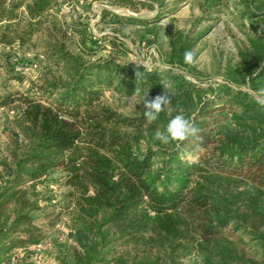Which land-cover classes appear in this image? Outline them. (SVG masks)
I'll return each instance as SVG.
<instances>
[{
    "label": "trees",
    "instance_id": "obj_1",
    "mask_svg": "<svg viewBox=\"0 0 264 264\" xmlns=\"http://www.w3.org/2000/svg\"><path fill=\"white\" fill-rule=\"evenodd\" d=\"M58 5L0 0V37L25 44L48 29L59 38L75 35L79 23L62 25ZM188 34L169 40V60L184 69L196 40ZM91 40L87 28L84 49L95 55ZM55 50L56 64L75 65L65 81L42 84L40 94L0 93V107L18 103L20 127L0 156V264H22L17 251L43 241L29 192L55 170L72 200L69 264H264V230L248 216L264 215V101L253 94L259 96L258 79L264 89V35L248 36L226 82L204 86L172 68L85 63ZM102 85L143 99L167 85L198 137L154 141L150 130L166 126V112L152 123L145 109L119 114L99 102ZM187 256L192 263L183 262Z\"/></svg>",
    "mask_w": 264,
    "mask_h": 264
},
{
    "label": "rangeland",
    "instance_id": "obj_2",
    "mask_svg": "<svg viewBox=\"0 0 264 264\" xmlns=\"http://www.w3.org/2000/svg\"><path fill=\"white\" fill-rule=\"evenodd\" d=\"M58 3L66 14L61 19L62 25L71 21L79 23L80 26L71 29L75 35L59 38L48 29L25 44L0 37V93L8 88L40 94L42 84L65 81L75 65L72 62L67 67L64 62L56 64L52 60L58 55L55 50L58 47L87 61L85 63L105 58L115 64L160 71L172 68L199 86L216 85L226 82V73L241 63L239 53L247 50L248 36L264 35V0H58ZM86 27L92 38L89 45L97 51L95 55L84 49ZM177 32H190V37H196L191 49L195 51V60L185 69L169 60V40ZM45 51L53 57L46 58ZM257 86L263 88L262 79L257 80ZM241 88L250 90L246 85ZM100 89L99 102L119 114L134 117L144 109L140 96L123 95L112 86L102 85ZM253 94L264 101V94ZM17 105L15 102L0 107V156L5 153L12 134L17 136L20 132ZM177 111L172 103L170 110L165 111L167 118L171 119ZM63 176L59 170L52 171L30 189L29 200L35 208L29 214L44 239L17 251L22 264H69L72 261L68 235L72 200L69 187L63 184ZM239 185L240 189L245 188V184ZM241 210L245 211L246 206H241ZM248 216L256 230H264V215ZM193 260L192 256L183 258L184 263Z\"/></svg>",
    "mask_w": 264,
    "mask_h": 264
},
{
    "label": "clouds",
    "instance_id": "obj_3",
    "mask_svg": "<svg viewBox=\"0 0 264 264\" xmlns=\"http://www.w3.org/2000/svg\"><path fill=\"white\" fill-rule=\"evenodd\" d=\"M195 60V51L186 50L184 53V61L193 63ZM140 76V73H137ZM165 91L155 97H149L148 92L144 94L143 99V115L148 123L155 122L159 119L160 114L166 110H170L173 103L174 95L169 91L167 85H163ZM139 89H136L134 94H139ZM260 94H264V89H260ZM199 128L195 123L187 117L183 110H178L177 114L168 120L163 129H157L154 132L153 139L163 144L171 142L183 143L192 137H198Z\"/></svg>",
    "mask_w": 264,
    "mask_h": 264
}]
</instances>
